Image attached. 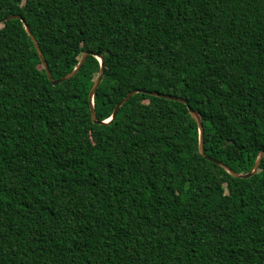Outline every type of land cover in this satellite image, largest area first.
<instances>
[{"label": "trees", "instance_id": "trees-1", "mask_svg": "<svg viewBox=\"0 0 264 264\" xmlns=\"http://www.w3.org/2000/svg\"><path fill=\"white\" fill-rule=\"evenodd\" d=\"M0 264H264V0H0ZM133 89L181 96L189 104Z\"/></svg>", "mask_w": 264, "mask_h": 264}, {"label": "water", "instance_id": "water-1", "mask_svg": "<svg viewBox=\"0 0 264 264\" xmlns=\"http://www.w3.org/2000/svg\"><path fill=\"white\" fill-rule=\"evenodd\" d=\"M16 18L21 19L25 29L27 30V33L31 37L32 41L34 42L35 47L37 48L39 56H40V58L42 60L43 67L46 69L47 75H48L49 79L52 81L53 84H58V83L62 82L63 80H68V79L72 78L73 76H75L79 72V70L81 69V67L84 64V62L87 59V57L90 54H94L92 51H85L81 55V57L79 59V62L77 63V65L74 67V69L72 71H70L69 73L63 75L61 78L56 79L52 75L49 63H48V61H47V59H46V57H45V55H44V53H43V51L41 49V46H40L38 40L36 39L35 35L33 34L32 30H31V28L29 26V24L27 23L26 19L20 13L9 14V15L3 17V18H0V23L5 22V21H7L9 19H16ZM96 56L100 60L101 67H100V73H99L98 77L96 78V80H95V82L93 84V87L91 89V92H90L91 114H92V118H93L94 122H97V123H109V122H111L116 117V115H117V113L119 111V108L125 102H127L134 94H136L138 92H146V93H149V94H152V95H155V96L165 97V98H168V99H174V100H177V101L184 102L185 104H189V100L187 98H184V97H181V96L165 94V93H161V92H158V91H155V90L133 89L116 105V107H115V109H114V111H113V113H112L110 118L104 119V120H99L98 117H97L96 109H95L94 95H95L96 89L98 88V86L100 85V83L102 81V78H103V75H104V70H105V63H104V56L102 54H96ZM188 108H189L190 114L192 115V117L198 123V127H199V149H200V152H201V154L203 156H205L206 158L216 162L218 165L222 166L225 170H227L234 177L248 178L250 175H252L253 173L258 171L259 166H260V164L262 162V159L264 157V150H262L258 154L257 159H256V161L254 163L253 169L250 172H248V173L247 172L243 173V172L235 171L233 168H231L229 165H227L223 161L218 160L216 158H213V157L207 155L206 151H205V146H204V126H203L202 120H201V118L198 115L196 110H194L190 105H188Z\"/></svg>", "mask_w": 264, "mask_h": 264}, {"label": "rangeland", "instance_id": "rangeland-1", "mask_svg": "<svg viewBox=\"0 0 264 264\" xmlns=\"http://www.w3.org/2000/svg\"><path fill=\"white\" fill-rule=\"evenodd\" d=\"M253 167H254V165H253ZM253 167L251 168V170L253 169ZM251 170H250V171H251ZM250 171H249V172H250ZM247 173H248V172H247ZM255 173H256V172H255ZM253 174H254V173H253ZM253 174H252V175H253ZM252 175H250L249 177H251Z\"/></svg>", "mask_w": 264, "mask_h": 264}]
</instances>
